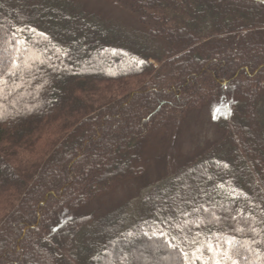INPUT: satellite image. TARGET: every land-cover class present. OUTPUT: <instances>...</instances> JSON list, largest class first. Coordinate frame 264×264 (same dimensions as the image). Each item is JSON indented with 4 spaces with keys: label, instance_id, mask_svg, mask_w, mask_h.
<instances>
[{
    "label": "trees",
    "instance_id": "trees-1",
    "mask_svg": "<svg viewBox=\"0 0 264 264\" xmlns=\"http://www.w3.org/2000/svg\"><path fill=\"white\" fill-rule=\"evenodd\" d=\"M114 1L130 20L0 0V264H135L140 246L264 264V0ZM214 100V141L145 178ZM129 180L136 194L95 216Z\"/></svg>",
    "mask_w": 264,
    "mask_h": 264
},
{
    "label": "rangeland",
    "instance_id": "rangeland-1",
    "mask_svg": "<svg viewBox=\"0 0 264 264\" xmlns=\"http://www.w3.org/2000/svg\"><path fill=\"white\" fill-rule=\"evenodd\" d=\"M84 6H86L89 10L93 12L100 11L102 14L105 13L109 16L120 17L122 20H130L129 13H124L121 10L119 4L111 0L107 2L106 0H75ZM135 18L133 17V22L135 23ZM132 22V23H133ZM15 51H12L14 53ZM47 55V53L45 54ZM73 69L77 67V65H72ZM14 68L17 69L18 67L14 64ZM133 85V88L136 87ZM132 87V86H131ZM141 107L138 106L136 109H140ZM143 108V106H142ZM144 109V108H143ZM218 101L214 100L208 106L203 107L199 110H194L188 113L184 120L181 122L178 132L173 136L170 141L160 140L166 146L167 153L165 155V159L162 160L159 164L152 159L151 164L148 167V170L145 174V178L148 180L155 179L156 175H163L169 174L172 172L182 161L186 159L189 154H192L191 149L193 148L194 151L200 148L204 142H211L217 137V130L215 129L214 123L212 122V118L214 117L215 112L218 110ZM142 114V110H141ZM213 123V124H212ZM203 138L205 140H203ZM158 140L155 141L157 144ZM149 143H145L144 145H148ZM154 148V147H153ZM188 148H190L188 150ZM155 149V148H154ZM162 149H160L161 151ZM147 151H151L150 145L147 148ZM158 151V150H153ZM152 152V151H151ZM163 152V151H162ZM153 153V152H152ZM159 153V152H158ZM169 153H174L175 158L172 159ZM188 153V154H187ZM161 157L163 155H160ZM159 157V155H157ZM104 157H100V163H102ZM140 185V181H133L129 180L124 183H121L117 186L112 192L107 195H104L102 198L96 199L95 202L92 203L90 207L93 210L95 216L102 215L107 213L111 208L124 204L127 201V197L132 193L136 194V188ZM145 191V190H144ZM144 193V192H143ZM93 230V227H89V230ZM77 240V239H76ZM256 259L263 260L262 258H258L256 255H253ZM125 258L123 254L120 255L119 261H124ZM171 263L169 261L162 262L159 264H168ZM34 264V263H32ZM122 264V263H121ZM158 264V263H157Z\"/></svg>",
    "mask_w": 264,
    "mask_h": 264
},
{
    "label": "bare ground",
    "instance_id": "bare-ground-1",
    "mask_svg": "<svg viewBox=\"0 0 264 264\" xmlns=\"http://www.w3.org/2000/svg\"><path fill=\"white\" fill-rule=\"evenodd\" d=\"M132 253L135 258V264H159L168 261V257L159 255L152 250H145L143 246L133 248Z\"/></svg>",
    "mask_w": 264,
    "mask_h": 264
}]
</instances>
